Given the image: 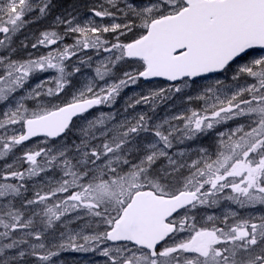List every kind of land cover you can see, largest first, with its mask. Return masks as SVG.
<instances>
[{
  "label": "snow or ice",
  "instance_id": "1",
  "mask_svg": "<svg viewBox=\"0 0 264 264\" xmlns=\"http://www.w3.org/2000/svg\"><path fill=\"white\" fill-rule=\"evenodd\" d=\"M68 251L264 264V0H0V264Z\"/></svg>",
  "mask_w": 264,
  "mask_h": 264
},
{
  "label": "rangeland",
  "instance_id": "2",
  "mask_svg": "<svg viewBox=\"0 0 264 264\" xmlns=\"http://www.w3.org/2000/svg\"><path fill=\"white\" fill-rule=\"evenodd\" d=\"M90 3H91V0H90ZM35 82L36 81H33V83H35ZM155 84H159L160 86H164V83H156V82L151 83V84L141 83L140 88H132L130 90H127L124 95L125 96L131 95L132 92H139L141 90L146 91L148 88L152 87ZM120 104L121 105L123 104V97L120 100ZM103 110H107V109H103ZM141 110H147V109H144L143 106H141V108L137 109V111H141ZM158 111H159L160 115L163 116L164 108L161 107ZM32 143L34 144V143H36V141H32ZM220 211H223V209H220ZM217 214H219V212H217ZM60 260L63 261L64 264H101V256H99L98 254L80 253V252H73V251H68V252L62 253L60 256Z\"/></svg>",
  "mask_w": 264,
  "mask_h": 264
},
{
  "label": "flooded vegetation",
  "instance_id": "3",
  "mask_svg": "<svg viewBox=\"0 0 264 264\" xmlns=\"http://www.w3.org/2000/svg\"><path fill=\"white\" fill-rule=\"evenodd\" d=\"M61 3H64L66 6L67 5H71L73 3H80V4H83L84 2H86V0H60ZM87 2L90 3V0H87ZM40 25L39 24H34V25H31L30 28L28 29V31H31L32 29H35L37 27H39ZM163 83V82H160V81H153L152 83ZM141 83H144L143 81ZM103 263V258L101 257V264Z\"/></svg>",
  "mask_w": 264,
  "mask_h": 264
},
{
  "label": "water",
  "instance_id": "4",
  "mask_svg": "<svg viewBox=\"0 0 264 264\" xmlns=\"http://www.w3.org/2000/svg\"><path fill=\"white\" fill-rule=\"evenodd\" d=\"M155 80H162V79H160V78H157V79H155Z\"/></svg>",
  "mask_w": 264,
  "mask_h": 264
}]
</instances>
